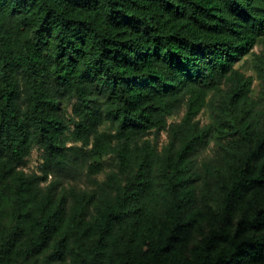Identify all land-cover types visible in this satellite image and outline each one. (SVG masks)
<instances>
[{"label": "trees", "instance_id": "obj_1", "mask_svg": "<svg viewBox=\"0 0 264 264\" xmlns=\"http://www.w3.org/2000/svg\"><path fill=\"white\" fill-rule=\"evenodd\" d=\"M259 104L264 0H0V264H264Z\"/></svg>", "mask_w": 264, "mask_h": 264}, {"label": "rangeland", "instance_id": "obj_2", "mask_svg": "<svg viewBox=\"0 0 264 264\" xmlns=\"http://www.w3.org/2000/svg\"><path fill=\"white\" fill-rule=\"evenodd\" d=\"M262 50V45L260 43H257L252 51L245 55L240 61H238L234 68L238 69L239 72H241L246 77H251L253 79L251 84V89L249 93V97L256 101L258 100L259 92L262 88V83L257 78V73L255 70L256 63H255V57L256 55H259ZM257 108H260V110L264 107L262 105H257ZM256 107V106H255ZM184 110H181L176 115L172 116L168 119V122H178L180 118L183 116ZM197 120H199L200 125H208L212 121V112L208 108H204L201 110V112L196 117ZM166 142V134L162 133L159 140V148ZM75 143L72 141L69 142L67 145L71 146ZM212 154V144L209 145V147L205 150L204 156H209ZM94 162L102 164V170L100 173L94 176L95 180L98 182L104 181L107 176L112 174L114 171H116L115 163L112 157H103L95 159ZM42 163V152L38 148H34L30 154V156L26 159L25 164L23 165L22 169L24 172L30 173V172H38V168ZM50 179V177H49ZM89 188H93L92 186ZM216 226L215 224H209L205 223L201 225L193 234L191 241L188 243L185 254L188 258L192 257L193 250L197 246V244L200 242V240L206 236L210 229L214 228Z\"/></svg>", "mask_w": 264, "mask_h": 264}]
</instances>
